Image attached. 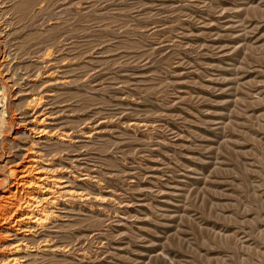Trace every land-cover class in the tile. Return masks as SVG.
I'll list each match as a JSON object with an SVG mask.
<instances>
[{
    "label": "rangeland",
    "instance_id": "obj_1",
    "mask_svg": "<svg viewBox=\"0 0 264 264\" xmlns=\"http://www.w3.org/2000/svg\"><path fill=\"white\" fill-rule=\"evenodd\" d=\"M0 264H264V0H0Z\"/></svg>",
    "mask_w": 264,
    "mask_h": 264
},
{
    "label": "bare ground",
    "instance_id": "obj_2",
    "mask_svg": "<svg viewBox=\"0 0 264 264\" xmlns=\"http://www.w3.org/2000/svg\"><path fill=\"white\" fill-rule=\"evenodd\" d=\"M20 168L24 170L25 167L20 166ZM30 169L31 168L29 167V170ZM29 173H32V171H29ZM46 179L47 178H45L43 176H40V178L37 179V180H39V189H45L43 185L46 183V181H47ZM22 186L24 187V184H22ZM37 187H38V185H37ZM47 190L48 189H45V191H47ZM24 192L26 195L25 198L19 199L18 201L16 200L17 209L15 210L14 215H15V218L19 217L16 221H14V224L16 227H19L21 224H24L28 221L37 222L41 219L39 217L38 209L42 208V206H41L42 199L39 200V198L36 196L37 194H34L33 191L32 192L30 191L31 193H29L27 191H24ZM23 210H26L25 214H22Z\"/></svg>",
    "mask_w": 264,
    "mask_h": 264
}]
</instances>
